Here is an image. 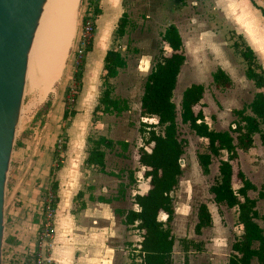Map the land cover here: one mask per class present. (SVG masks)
Returning <instances> with one entry per match:
<instances>
[{
  "label": "rangeland",
  "instance_id": "1",
  "mask_svg": "<svg viewBox=\"0 0 264 264\" xmlns=\"http://www.w3.org/2000/svg\"><path fill=\"white\" fill-rule=\"evenodd\" d=\"M184 2L180 15L178 12L181 2ZM122 0V11L124 12L123 33L117 36L113 33H103L106 37L109 34V48L118 52L124 60V66L117 70L114 77L109 78V96L117 101L120 111L105 113L98 104L94 112L86 119L77 115L78 122L87 120L86 129L82 133V140L79 143V151L86 155L85 149L88 143L86 137L95 138L103 135L112 141H125L122 146L114 143L110 148L104 150V171L96 185H105V195L108 197L119 195L123 191L125 195L133 192H143L147 186L145 179L141 176L140 165L136 162L135 151L141 145L140 128L142 124L152 123L153 117H144L139 110V97L145 75L159 58L162 44L160 37L166 25L169 23L179 27L183 32V23L195 24L192 27L193 35L184 39V53L189 58L182 62L174 88L172 90L171 101L174 104L175 120L177 123L178 136L184 141L183 153L180 159L181 174L176 187L171 192L173 199L174 215L171 222V232L174 237L172 245L171 264H225L229 255L230 245L240 232L236 220V208H226L222 204H215L208 187L217 180L218 158L212 157L208 166V173L201 174L196 164V152L205 150L202 140L194 135L185 124L179 120V106L183 91L191 84L203 86L202 97L196 109H200L204 114V121L214 130H228L237 121V117L231 112L244 106L255 92L253 83L244 76L243 58L240 54L239 43H233L229 37L230 33L223 36H216V44L219 48H211L208 44L211 35L216 33L215 15L216 10L221 12L224 0H204L203 6L199 4L197 8L190 6L188 0ZM85 0H78L76 8V23L73 37L70 41L66 56L63 62L65 68L59 74L53 84L52 91L48 92L43 100L37 102L33 108L27 109L31 99V93L26 91L24 82L22 99L18 121L15 127L13 145L10 161L6 174L3 201V241L1 248V264H29L33 259V250L37 240L38 219L41 205L48 194L51 193L49 185L55 179L57 189L55 196L59 207L54 205L52 216V235L45 249L47 254L49 244L55 232L56 210L64 206L63 190L59 187V180L55 164L61 161L63 166L65 150L60 145L65 139L68 149L74 145L73 134H67L68 126L72 117L62 131L63 121L61 120L62 108L73 109L81 106V100L85 93L82 92V73L80 89L74 91L73 74L76 69L75 63L84 61L85 54L79 59L76 54V44L80 29V21L86 6ZM195 10V11H194ZM194 13L190 18L189 15ZM204 14L206 21L201 20ZM209 23V24H207ZM214 23V24H213ZM208 25V26H207ZM94 30L88 45H92L96 31L95 20ZM206 27V30L203 28ZM195 30V31H194ZM203 30V31H200ZM200 31V33H199ZM205 32V33H204ZM201 34L203 36H201ZM111 35V38H110ZM224 35V34H223ZM235 38V37H234ZM211 53L215 54V58ZM222 65L228 73L231 71L232 80L236 87H217L212 83L211 75L217 68V59H221ZM191 60L195 65H192ZM243 60V61H242ZM190 61V62H189ZM198 63V64H197ZM63 64V65H64ZM64 69V72H63ZM83 69V68H82ZM89 78L86 77V81ZM68 85H65L67 84ZM103 86L98 76L91 85V98L94 106L101 96ZM82 100V101H83ZM93 106V108H94ZM22 112V113H21ZM245 113H249L245 110ZM75 116V115H74ZM152 118V119H150ZM89 122V123H88ZM147 129V128H144ZM157 131V129H156ZM58 145V155L53 158V142ZM256 155L264 158V145L260 144L258 136H252V147L243 152L237 150L239 168L245 176L264 189V165L262 168L252 163L255 162ZM225 158V155L222 156ZM264 163V162H262ZM49 168L52 174L49 176ZM76 168V167H75ZM93 170L96 174L101 173L97 167L81 163L79 165L80 181L77 190L81 195L72 196V209L81 204L82 197L90 190L87 188L86 171ZM99 171V172H98ZM128 171H131V180L128 182ZM104 178V180H103ZM102 181V182H99ZM60 189V190H59ZM63 189V188H62ZM76 190V191H77ZM75 191V192H76ZM118 191V192H117ZM257 191L252 195L257 196ZM259 199V198H258ZM257 199V200H258ZM124 205L129 206L128 196L124 199ZM200 202H204L211 216V226L204 228L200 234L193 233V226L196 221V207ZM57 208V209H56ZM257 208L261 216L264 217V200L258 201ZM164 215L160 219H164ZM257 222L263 226L261 219ZM19 234V239L15 235ZM26 242L24 248L16 247ZM32 241L33 246L30 242ZM190 242V243H188ZM188 243L184 250V245ZM192 244H199V250H195ZM22 246V245H21ZM130 247L129 251L131 250ZM51 264V263H50ZM254 264V263H252Z\"/></svg>",
  "mask_w": 264,
  "mask_h": 264
},
{
  "label": "trees",
  "instance_id": "2",
  "mask_svg": "<svg viewBox=\"0 0 264 264\" xmlns=\"http://www.w3.org/2000/svg\"><path fill=\"white\" fill-rule=\"evenodd\" d=\"M85 1L86 6L82 17L94 22L100 13L97 0ZM260 11L264 15V10L260 9ZM123 19L124 12L118 17L113 31L117 36L123 33ZM160 42L162 47L159 58L145 75L139 97L140 113L144 117L155 118L152 123L142 124L140 128L142 143L135 151L136 162L142 167L140 173L146 180L147 188L142 193L135 192L132 195V203L136 209H128L122 213V224L136 229L138 235L137 246L133 248L135 252L130 255V264H171L172 262L174 237L171 232V222L174 208L171 192L176 187L181 174L180 159L184 141L178 136L171 95L176 76L185 57L180 36L173 24L165 27ZM90 49V45H87L84 54ZM240 54L245 62L244 76L253 83L255 92L244 106L231 111L237 117L233 126L228 130H214L207 125L203 112L196 109L203 93V86L199 84H191L183 91L179 106V120L202 140L205 150L195 154L196 164L201 174L208 173L212 157L218 158L217 180L208 187L212 201L226 208H236V220L240 232L230 245L231 252L225 264H264V217L258 213L255 199L248 195L249 191H255V186L239 168L237 157L238 149L243 152L251 149L252 136L255 134L260 144H264V71L256 63L254 55L247 46L240 49ZM81 60L73 74L75 93L79 91L81 84L83 58ZM102 61L99 78L103 89L92 112L98 104L105 113L118 112L122 107L118 106L115 99L110 98L108 79L114 77L117 70L124 66V60L118 52L109 48L105 51ZM211 78L212 83L217 87L224 88L231 85L229 77L220 68L214 70ZM245 110L249 113H245ZM74 112L73 109L62 110V131ZM85 141L88 147L85 149L86 155L83 162L97 167L100 171L104 169L103 148H110L114 143L122 148L126 145L125 141L114 142L103 135L95 138L86 137ZM60 147L65 150V139ZM57 148L58 145L54 141L52 151L54 159L58 155ZM60 166L61 161H58L54 170ZM51 174L52 169L49 168L48 175ZM128 182H131L133 186L131 171H128ZM49 189L54 195L52 202L55 205L57 202L55 179L50 183ZM119 194H123V191ZM78 195H81L79 191L75 196ZM257 196H260L259 192ZM161 215L165 216L164 219H160ZM195 218L194 234L198 235L204 228L211 226V216L204 202L197 205ZM257 219L262 220L263 226L257 222ZM188 243L184 245V250H187ZM192 246H195V250L200 248L199 244H192Z\"/></svg>",
  "mask_w": 264,
  "mask_h": 264
},
{
  "label": "crops",
  "instance_id": "3",
  "mask_svg": "<svg viewBox=\"0 0 264 264\" xmlns=\"http://www.w3.org/2000/svg\"><path fill=\"white\" fill-rule=\"evenodd\" d=\"M188 1L190 2V6L197 8L199 4H202L203 6L204 0ZM224 1L225 2L222 4L223 9L221 12L218 8L216 10L214 21L216 23L214 25L216 33L211 35L212 39L208 46L211 48H219L216 44H214L216 36L225 37V33H230L231 31L229 37L233 39L232 45L234 43H239V49L240 47L243 48V46H247L254 55L256 63L264 71V15L260 11V9L264 10V7L260 5L258 0ZM183 4L184 2L182 1L180 7L178 8V12L173 13L180 15L183 9ZM97 5L100 13L95 18L96 31L93 37L91 49L86 52L82 64L81 94L85 93V101L77 96L76 101L81 100V106L74 108L75 116H72L73 121L67 129L68 138L70 133L73 134V142L76 146H72L69 150L68 145H66L64 158L65 163L63 166L61 165L58 168V171L56 170V178L59 180V187L63 190L62 195L66 201L64 202L65 205L62 206L60 210H56L55 232L49 244L48 251V258L51 264H130V255L135 251L133 248H131L130 251L129 249L130 247L135 248L138 242L136 229L131 226H125L121 222L123 219V212L128 209H136V206L132 203L131 198L135 192L130 193L129 195H125V193H123L108 197L105 195V185H96L101 175H103V172L100 171L101 173L96 174L92 169L85 170L86 180L89 182L87 183V188L90 191L82 197L81 204L72 209V206L74 205L72 202L74 197L72 198V196L73 194L76 195L79 191L77 190L81 175L79 165L84 163L83 160L85 158L83 153L79 151V143L82 140V133L87 126L86 119L90 116L94 106L92 101H88L92 96V93L89 91L91 85L94 86V80H97L101 72L104 53L107 49H109V34L106 37H103L102 34L105 32L110 34L112 33L114 24H116L118 17L123 12L122 0H97ZM192 15L195 14L192 13L189 17L192 18ZM201 20H207L204 14L201 16ZM197 23V20L193 25L190 23H183L182 28L184 34L181 32L179 27L173 24L180 36L182 47L184 45V37L188 38L193 34L197 35V32H193L191 30ZM203 30H206V27H204ZM201 36L203 35L201 34ZM182 50L184 51V49ZM211 55L215 58V54L211 53ZM184 57V59L189 58L186 53H184ZM222 60L223 58L217 59L216 66L217 68L222 69L231 81V85L224 88L236 87L235 82L231 77V71L228 73L226 68L221 63ZM191 63L192 65H195V62L192 60ZM65 65L66 64L63 65L64 68ZM244 68L245 62L243 61V71ZM61 72L62 69L60 73ZM86 77L89 78L88 81H86ZM65 85H68V83ZM63 109L64 108H62V110ZM77 115H82L81 117L86 118L85 121L78 122L77 120L80 116L77 118ZM252 156L255 157L256 155L252 154ZM255 162L256 163H252L253 167L257 165L262 168L264 165V163H262L264 162V158L256 156ZM140 169L142 170L141 166ZM246 177L254 184L255 191H257L256 193H260V196H253L252 194L255 191L248 192V195L255 199V207L258 211L257 203L258 201L261 202V199L264 200V189L258 188L249 176ZM59 196L61 198L60 193ZM127 196L129 199L128 207L124 205V199ZM104 199H107V201H104ZM59 200L56 202V207H59ZM263 213L264 212L262 211V214ZM15 235L18 239L20 238L18 233H15ZM30 244L33 246L32 241ZM26 246L28 245H26V242L23 243L22 240V243H20L16 249H21Z\"/></svg>",
  "mask_w": 264,
  "mask_h": 264
},
{
  "label": "water",
  "instance_id": "4",
  "mask_svg": "<svg viewBox=\"0 0 264 264\" xmlns=\"http://www.w3.org/2000/svg\"><path fill=\"white\" fill-rule=\"evenodd\" d=\"M45 0H0V264L6 174L28 53Z\"/></svg>",
  "mask_w": 264,
  "mask_h": 264
},
{
  "label": "bare ground",
  "instance_id": "5",
  "mask_svg": "<svg viewBox=\"0 0 264 264\" xmlns=\"http://www.w3.org/2000/svg\"><path fill=\"white\" fill-rule=\"evenodd\" d=\"M77 4L78 0H45L43 4L24 74L25 92L31 93L27 109L52 91L73 37Z\"/></svg>",
  "mask_w": 264,
  "mask_h": 264
},
{
  "label": "built area",
  "instance_id": "6",
  "mask_svg": "<svg viewBox=\"0 0 264 264\" xmlns=\"http://www.w3.org/2000/svg\"><path fill=\"white\" fill-rule=\"evenodd\" d=\"M260 5L264 7V0H258ZM94 30L93 22L89 18H83L80 21V29L76 44V54L79 59L82 57L85 47L88 45L89 40ZM78 63L76 62L75 65ZM152 119V118H150ZM153 121V120H152ZM155 121V120H154ZM54 195L50 192L46 195L39 213L38 229H37V240L35 249L33 250V259L29 264H50L48 258L47 249L45 245L51 238L52 235V216L54 213L53 200Z\"/></svg>",
  "mask_w": 264,
  "mask_h": 264
}]
</instances>
